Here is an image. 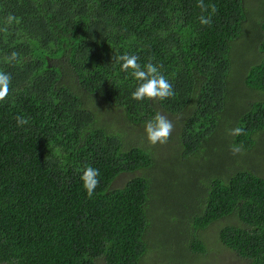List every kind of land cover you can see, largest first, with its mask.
I'll list each match as a JSON object with an SVG mask.
<instances>
[{
  "label": "trees",
  "instance_id": "trees-1",
  "mask_svg": "<svg viewBox=\"0 0 264 264\" xmlns=\"http://www.w3.org/2000/svg\"><path fill=\"white\" fill-rule=\"evenodd\" d=\"M204 3L207 26L197 0H0V264H211L224 219L219 242L264 264V0ZM123 54L174 95L132 100ZM157 113L174 128L152 146Z\"/></svg>",
  "mask_w": 264,
  "mask_h": 264
},
{
  "label": "clouds",
  "instance_id": "clouds-1",
  "mask_svg": "<svg viewBox=\"0 0 264 264\" xmlns=\"http://www.w3.org/2000/svg\"><path fill=\"white\" fill-rule=\"evenodd\" d=\"M198 8H200L202 15L198 17L201 25H210L211 16L215 14L216 8L214 5H206L204 0H197ZM209 13L205 16L203 13ZM12 17H9L11 20ZM16 53H12L10 60L15 59ZM121 61V71L131 72L132 77L138 82V86L131 94V99L134 101H163L174 95L172 85L168 79L165 78L159 72L156 65L149 62L144 66L138 63V57L136 55L123 54L119 58ZM11 75L4 71H0V102L6 100L10 92ZM17 126H23L28 123L27 119L17 116ZM173 124L164 115L157 113L151 120L145 123V133L147 141L150 145L155 146L157 144H166L171 133L173 131ZM242 127H236L230 130L229 134L232 136H240L244 134ZM243 145H233L230 150L233 155L239 154ZM99 170L90 166L86 167L80 179L82 181V187L85 190L88 197H91L95 189L99 186Z\"/></svg>",
  "mask_w": 264,
  "mask_h": 264
},
{
  "label": "rangeland",
  "instance_id": "rangeland-1",
  "mask_svg": "<svg viewBox=\"0 0 264 264\" xmlns=\"http://www.w3.org/2000/svg\"><path fill=\"white\" fill-rule=\"evenodd\" d=\"M255 10L256 8L252 6ZM257 10V9H256ZM125 178L123 177L121 181H118L115 185L116 187L121 186V184L124 182ZM223 226H234L236 227L237 224L233 220L232 222L228 221L227 219L222 220L220 223L212 224L209 226L206 230L202 231L201 234L206 236V239L208 240V244H205L204 247L206 249L204 257L208 254V260L211 264H246L245 261L239 256L225 248L218 240V233L220 232L221 228ZM197 234L195 232V235H201ZM201 240L203 243L205 242L204 239L201 237ZM98 264H105L102 260H99ZM200 264V263H198Z\"/></svg>",
  "mask_w": 264,
  "mask_h": 264
}]
</instances>
